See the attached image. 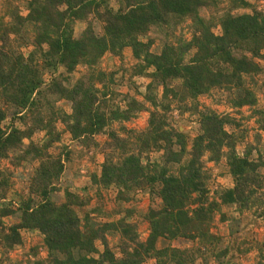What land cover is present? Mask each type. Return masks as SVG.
<instances>
[{
  "label": "trees",
  "instance_id": "obj_1",
  "mask_svg": "<svg viewBox=\"0 0 264 264\" xmlns=\"http://www.w3.org/2000/svg\"><path fill=\"white\" fill-rule=\"evenodd\" d=\"M25 3L26 15L20 7L8 6L0 16V162L14 153L10 159L14 168L35 167L30 196L19 200L17 208L8 199L14 174L0 169V248L4 254L24 245L22 231H37L43 236L41 249L46 258H40V247H35L26 264H195L198 258L208 264L209 258L200 249L206 243L212 248L219 243L210 232L219 204L208 202L205 154L215 163L226 157L234 186L220 194L221 202L237 206L241 212L257 206L264 209V175L259 172L264 162L262 157L260 162L250 159L252 149L238 156L237 141L226 130L234 124L230 118L211 110L199 112L197 105L189 107L187 101L194 104L199 97L220 90L227 92L230 105L237 109L257 106L253 84L262 72L255 59L263 58L264 12L257 11L249 0ZM249 9L250 13L234 14ZM92 21L102 25V34ZM77 22L88 23L78 37L74 34ZM151 33L163 36L159 53L152 51L155 40ZM26 48H31L27 55L23 52ZM127 48L137 61L131 77L149 78L151 83L144 103L132 98L129 108L122 110L114 107L116 76L102 71L99 63L106 54L121 56ZM79 66H86L90 74L73 83L71 75ZM60 70L64 71L58 74ZM46 72L52 74L49 81L44 79ZM60 100L72 105L70 114L56 106ZM173 102L183 112L192 110L200 116V133L191 151L186 134L175 130L169 121ZM146 104L152 110L145 131L123 128L125 136L121 137L110 130L113 122L126 123L147 111ZM7 119L12 123L4 130ZM58 123L64 125L75 145L94 151L102 147L101 173L93 176L98 189L115 187L124 199L133 191L157 190L162 208L147 215L151 226L146 241L140 239L136 226L125 220L102 224L88 217L81 220L77 209L89 201L76 194L66 191L63 203L53 199V194L61 191L58 185L65 160L71 156L66 148L65 158L63 153H50L54 144L62 141ZM42 132V143H35L33 136ZM102 134L108 136L104 145L95 140ZM154 151L162 153L158 162L144 165L141 155ZM175 167L177 173L172 172ZM10 216L19 221L6 227L1 219ZM117 232L119 256L108 243L109 234ZM161 238L169 243L179 238L199 241L202 246L197 250L170 245L159 248ZM212 251L215 261L222 264L227 250Z\"/></svg>",
  "mask_w": 264,
  "mask_h": 264
},
{
  "label": "rangeland",
  "instance_id": "obj_2",
  "mask_svg": "<svg viewBox=\"0 0 264 264\" xmlns=\"http://www.w3.org/2000/svg\"><path fill=\"white\" fill-rule=\"evenodd\" d=\"M25 2L26 0H0V16L8 10V6H18L21 8L23 15H26ZM249 2L253 4L257 11L264 12V0H249ZM251 10H237L234 14L250 13ZM91 23H94L95 30L99 34H102V25L95 21ZM87 27V22H77L74 30L75 36H80ZM186 31L187 29H185ZM215 33L219 35L221 34V30L219 28L215 29ZM150 37L155 40L152 51L159 53L162 49L163 36L151 33ZM187 37L189 38V35ZM142 40L147 42L148 38H143ZM30 51L31 48H26L23 52L27 55ZM262 56V59H255L262 68V72L254 79L256 84H253L258 98L257 106L237 109L230 105V97H228L227 92L220 90H214L207 95L199 97L194 104L193 101H187L189 107L197 105L199 112L211 110L221 117L230 118L234 124L227 126L226 130L237 141L236 152L238 156L243 157L248 149H252L250 159L259 162V157H262L264 162V129H262L264 126V113L256 114L259 110L264 112V52ZM99 64V68L102 71L108 74L114 73L116 76L115 83L112 86L118 95L114 100V107L127 110L132 98L140 103L145 102L144 97L147 94V86L151 83V79L131 77L137 61L130 48L125 49L121 56L111 55L110 53L106 54ZM63 71L60 70L58 74H61ZM88 74H90V71L86 66H79L71 75V80L74 83L80 78H87ZM51 75V73L46 72L44 79L49 81L52 78ZM96 87L101 90L103 88L99 83H96ZM157 92L159 96L162 93L161 89H158ZM56 106L68 114L72 112V105L67 101L60 100ZM147 106V111L137 113V116L129 122H113L109 127L110 130L118 132L121 137L125 136L123 128L137 133L145 131L148 128L150 110H152L150 105ZM1 107L3 108L0 103ZM171 108V111L168 113L171 126L175 130L186 134L187 149L191 151L192 143L200 133V116L198 112L192 110L183 112L184 109L181 110V107L176 102L172 103ZM11 123L12 120L7 119L3 123L4 130H8L7 128L11 126ZM16 125L20 128L24 127L19 122H16ZM57 128L59 132H62V141L61 143L54 144L50 149V153L54 156H59L63 153V157L65 158L64 152L66 148V151L69 150L71 156L69 160H65V171L58 185L61 191L53 194V199L57 203H63L66 191L76 194L84 201H89L85 207L77 209L81 220L88 217L90 220L100 224L125 220L129 224L135 225L140 239L146 241L150 235L151 226L147 215L150 210L159 211L162 208V200L157 190L133 191L127 199H124V196H121L120 191L115 187L98 189L93 184V176L99 177L101 173V166L104 162L102 147L94 151L87 150L78 143L75 145L71 140L69 132L65 131L62 123H58ZM44 135L43 132L37 133L33 136L32 140L37 144L42 143ZM95 140L98 144L104 145L108 141V136L102 134L97 136ZM29 143L30 140L26 139L24 141L25 145ZM226 152L227 149L223 150V153ZM14 155L12 153L10 159ZM161 155V152L154 151L148 155L143 154L141 157L144 165H147L158 162ZM210 158V154H205L203 158V163H205L204 169L207 174V198L209 203L216 202L219 204L218 209H216L213 215L210 232L219 239L216 248L220 251L227 250V256L225 259L222 258V264H264V209L257 206L241 212L237 206L223 205L220 194L224 190L233 188L234 180L227 165L226 157H222L218 163L212 162ZM10 159L2 160L0 162V169L11 170L14 174L8 199L9 201L12 200L17 208L19 200H26L30 196V176L33 175V168L35 167L26 164L19 168H14ZM33 165L36 166L37 164L33 163ZM172 172L177 173V167ZM259 172L261 175H264V167ZM1 221L6 227H9L19 220L16 217L10 216L2 218ZM84 225H86L85 222ZM22 235L24 240L22 247L6 255L0 248V264H26L27 259L32 256V249L35 247H40V258H46V252L41 249L43 248V236L40 233L37 231H22ZM108 243L110 248L119 256V233L109 234ZM199 243V241L192 242L183 238L170 241L169 243L164 238H161L158 241V247L163 248L170 245L173 248L181 250H197L202 246ZM96 245L100 251H103L100 242H97ZM216 248H212L206 243L203 249H200L201 253H206L204 256L209 258L208 264H219L211 255L212 250ZM195 264H206V261L198 258Z\"/></svg>",
  "mask_w": 264,
  "mask_h": 264
}]
</instances>
